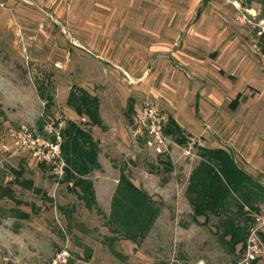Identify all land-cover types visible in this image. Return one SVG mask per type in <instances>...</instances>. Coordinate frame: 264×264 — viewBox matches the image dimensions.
I'll use <instances>...</instances> for the list:
<instances>
[{
	"label": "rangeland",
	"instance_id": "1",
	"mask_svg": "<svg viewBox=\"0 0 264 264\" xmlns=\"http://www.w3.org/2000/svg\"><path fill=\"white\" fill-rule=\"evenodd\" d=\"M204 1L0 0V264H239L247 237L231 253L218 216L192 221L185 190L200 147L223 148L264 177V0ZM71 85L100 100L106 130L83 128L99 142L100 168L87 178L103 215L8 138L21 126L45 136L47 124L80 123L65 104ZM40 91L52 98L49 110ZM237 94L246 99L233 111ZM147 100L188 138L172 140L168 156L132 142L128 105ZM21 168L51 201L14 183ZM120 171L160 204L139 242H111L105 224Z\"/></svg>",
	"mask_w": 264,
	"mask_h": 264
},
{
	"label": "trees",
	"instance_id": "2",
	"mask_svg": "<svg viewBox=\"0 0 264 264\" xmlns=\"http://www.w3.org/2000/svg\"><path fill=\"white\" fill-rule=\"evenodd\" d=\"M39 97L45 100V109L49 110L52 98L41 91ZM65 104L82 121L77 123L68 119L60 128L61 155L65 163L61 182L71 185L70 190L78 196L86 209H95L97 213L103 215L96 202L93 184L87 178L92 171L100 168L99 142L93 138L89 130L83 128L97 127L106 130L100 115L99 98L78 85H71ZM133 111L131 103L127 109L130 121ZM55 127L58 128V123ZM165 133L179 146H184L188 142V138L172 118H168ZM198 150L200 161L190 172L185 190L186 199L192 210V221L200 224L198 219L203 217L204 223H207L210 216H218L220 218L218 237L231 253H235L236 247L245 242L248 228L252 223L251 214L257 212L264 201V186L240 168L227 150L201 147ZM166 163L167 171H171L170 162L167 160ZM38 165L44 167L42 164ZM12 173L14 183L22 188L31 189L51 201L41 189L35 187L32 180L23 178L24 169H12ZM1 190L17 206L22 204L20 200L14 198L10 188ZM31 209L35 210V207L32 205ZM60 209L65 212L62 207ZM16 212L20 219L29 218L26 212L21 210ZM160 212V204L120 171L118 184L111 198L110 212L105 221L108 231L112 234L111 242L119 237L132 242L142 241L152 229ZM112 252L114 253V250ZM91 253V249L88 248L85 261L90 259Z\"/></svg>",
	"mask_w": 264,
	"mask_h": 264
},
{
	"label": "built area",
	"instance_id": "3",
	"mask_svg": "<svg viewBox=\"0 0 264 264\" xmlns=\"http://www.w3.org/2000/svg\"><path fill=\"white\" fill-rule=\"evenodd\" d=\"M260 23L263 24L264 20ZM168 117L155 104L144 101L131 116L128 129L135 147L142 146L154 156L171 154L172 137L165 133ZM64 123L58 122V128L53 123L45 126V136L34 129L21 126L9 132L8 138L12 149L25 154L36 164L49 167L52 175L61 179L64 175L65 163L61 155L60 128ZM187 156L191 151L186 152ZM252 223L249 226L247 239L242 251L239 264L264 263V207L251 214Z\"/></svg>",
	"mask_w": 264,
	"mask_h": 264
},
{
	"label": "crops",
	"instance_id": "4",
	"mask_svg": "<svg viewBox=\"0 0 264 264\" xmlns=\"http://www.w3.org/2000/svg\"><path fill=\"white\" fill-rule=\"evenodd\" d=\"M207 1H209V0H205L204 1V3H206ZM200 14H201V8L197 11V14H196V17H195V20L196 19H198V17L200 16ZM69 92V91H68ZM68 95V94H67ZM244 99H246L245 97H243V96H241V94H237L236 96H235V98L229 103V108L231 109V110H236L237 109V107L240 105V103H241V101L242 100H244ZM100 101V100H99ZM235 101H236V103H235ZM133 104V101H130V104ZM196 106V108H197V104L195 105ZM133 107H134V104H133ZM138 109V107H134V111L135 110H137ZM133 111V112H134ZM100 113H101V106H100ZM133 114V113H132ZM101 115V114H100ZM132 116V115H131ZM102 118V117H101ZM181 128V127H180ZM244 171H248L247 169H243ZM248 173V172H247ZM249 174V173H248ZM251 174V173H250ZM252 175V174H251ZM252 177L255 179V180H257L259 183H261L263 186H264V177H261V178H259V176L256 174V175H252Z\"/></svg>",
	"mask_w": 264,
	"mask_h": 264
}]
</instances>
